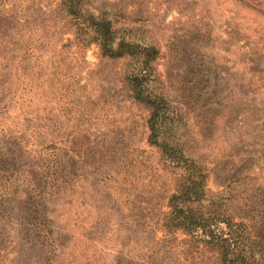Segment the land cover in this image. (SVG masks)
<instances>
[{
	"label": "rangeland",
	"instance_id": "obj_1",
	"mask_svg": "<svg viewBox=\"0 0 264 264\" xmlns=\"http://www.w3.org/2000/svg\"><path fill=\"white\" fill-rule=\"evenodd\" d=\"M61 0H0V264H216L167 236L174 175L148 145L127 61L78 46ZM160 48L209 187L264 230V0H86Z\"/></svg>",
	"mask_w": 264,
	"mask_h": 264
},
{
	"label": "trees",
	"instance_id": "obj_2",
	"mask_svg": "<svg viewBox=\"0 0 264 264\" xmlns=\"http://www.w3.org/2000/svg\"><path fill=\"white\" fill-rule=\"evenodd\" d=\"M86 0H61L59 11L73 18L78 46H96L102 58L127 61L123 74L131 100L147 111V143L174 175L168 211L162 218L167 236L184 234L189 243L211 253L216 264H264V230L259 234L240 218L235 200L209 187L210 172L203 161L188 154L179 131L187 122L180 108L160 89L157 62L160 48L144 40L139 29L118 28L111 12L99 15L84 9Z\"/></svg>",
	"mask_w": 264,
	"mask_h": 264
}]
</instances>
